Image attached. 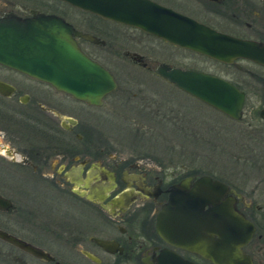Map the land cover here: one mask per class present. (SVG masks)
<instances>
[{
	"label": "flooded vegetation",
	"instance_id": "af4514ba",
	"mask_svg": "<svg viewBox=\"0 0 264 264\" xmlns=\"http://www.w3.org/2000/svg\"><path fill=\"white\" fill-rule=\"evenodd\" d=\"M54 1L100 22L91 25L94 31H83L68 22L63 12L53 11L74 29L97 39L93 43L76 38V43L112 75L115 88L102 97L100 105H92L0 64V200L5 203L0 205V264H264V117L260 115L264 65L242 57L221 62ZM151 1L216 32L264 45V0ZM198 8L210 19L200 17ZM34 10L43 12L6 10L0 15L14 12L27 16ZM104 23L133 29L164 44L165 54L156 55L164 59L152 63L144 53L156 47L140 44L139 38L135 40L139 44L133 45L144 53L124 49L121 54L198 104L237 122L243 138L249 139L239 144L241 156L235 154L226 163L183 158L170 163L107 140L95 128L99 118L90 119L89 112L101 106L108 95L124 94L125 89L111 70L81 46H106L103 36L109 35L99 29L107 25ZM107 47L115 51L114 46ZM179 52L212 61L236 75L229 79L217 72L182 66L173 61ZM114 54L117 56L116 51ZM159 64L205 72L231 83L244 93L240 117L233 119L159 77L155 73ZM248 88L260 103L246 111ZM184 120L180 114L179 129ZM181 136L189 137L187 130H182ZM209 144H213L212 138ZM202 178L218 181L224 189L209 188ZM170 196H175V201L164 215L161 236L157 217ZM234 249L240 260L225 256Z\"/></svg>",
	"mask_w": 264,
	"mask_h": 264
},
{
	"label": "water",
	"instance_id": "95a60500",
	"mask_svg": "<svg viewBox=\"0 0 264 264\" xmlns=\"http://www.w3.org/2000/svg\"><path fill=\"white\" fill-rule=\"evenodd\" d=\"M79 10L135 27L171 44L215 60L229 63L236 57L264 65V45L219 33L210 27L151 0H59ZM76 38L96 43L88 33L78 31L54 13L31 11L27 16L14 12L0 15V64L48 83L56 90L92 105L115 88L112 75L85 55ZM155 73L194 98L233 119L240 117L244 93L231 83L211 74L155 67ZM264 117V108L260 110ZM209 188L223 190L218 181L202 178ZM211 186V187H210ZM175 196L164 205L156 227L163 236L164 215ZM0 205H5L0 200ZM17 245V239L5 236ZM236 246V245H235ZM225 256L240 260L236 249Z\"/></svg>",
	"mask_w": 264,
	"mask_h": 264
},
{
	"label": "rangeland",
	"instance_id": "374dc122",
	"mask_svg": "<svg viewBox=\"0 0 264 264\" xmlns=\"http://www.w3.org/2000/svg\"><path fill=\"white\" fill-rule=\"evenodd\" d=\"M29 9L50 13L59 10V12H63V16L68 22L83 31L92 32L94 28L91 25L100 23L91 16L54 0H0V13L13 10L25 14ZM185 9L187 12L188 10L192 11L187 7ZM198 9L199 11L196 12L201 15L200 17L210 19V15L205 14L202 8ZM104 24L107 25L99 26V29L109 36L104 35V37L102 34L101 36L106 40L107 45L115 47L117 56L114 54L115 51L112 52V49H109L107 45L97 49L88 47L85 43L81 46L111 70L125 89L124 94L114 92L108 95L101 106L92 109L91 113L89 112L90 119L99 118V121L95 120V128L103 132L107 140L115 142L128 151L132 150L131 152L134 153L146 154L151 158L169 159L170 163H174L179 158L207 161L216 159L218 163H226L235 154L241 153L240 142L249 141V139L243 138L240 125L237 122L227 121L221 115H217L209 108L176 91L151 72L132 65L121 54L124 49H139L135 46L139 43L145 44V46L149 44L156 47L147 49L149 54L139 50L152 63L154 60L164 59L156 56L165 54L163 52L166 48L164 44L148 39L133 29L110 23ZM138 38L139 43L135 41ZM168 49L175 51L173 48ZM173 61L180 62L182 66L198 67L211 73L217 72L229 79H234L236 75L234 70L229 72L228 69L216 65L212 61L188 52L177 53ZM251 89L247 90L246 111L256 108L260 103L258 98H255L256 93ZM158 112L159 115L155 116V113ZM161 114L166 115L165 118H162ZM180 114H183L185 118L182 129L178 127ZM184 129L189 134L186 139L181 136ZM216 130L217 133L214 134ZM211 138L213 149L209 144ZM253 143L250 147L253 146ZM224 172L227 173V170Z\"/></svg>",
	"mask_w": 264,
	"mask_h": 264
}]
</instances>
